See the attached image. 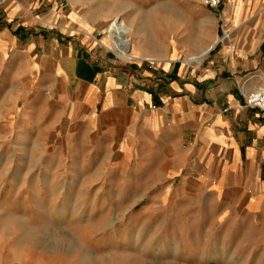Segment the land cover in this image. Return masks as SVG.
I'll return each mask as SVG.
<instances>
[{
    "label": "crops",
    "instance_id": "1",
    "mask_svg": "<svg viewBox=\"0 0 264 264\" xmlns=\"http://www.w3.org/2000/svg\"><path fill=\"white\" fill-rule=\"evenodd\" d=\"M88 2L0 0V52L15 60L48 129L106 162L136 165L160 194L201 197L218 218L264 222V115L244 103L264 87V0L222 1L211 10L222 21L213 43L164 57L149 53L154 16L136 25L115 15L127 25L128 62L110 55L109 15Z\"/></svg>",
    "mask_w": 264,
    "mask_h": 264
},
{
    "label": "rangeland",
    "instance_id": "2",
    "mask_svg": "<svg viewBox=\"0 0 264 264\" xmlns=\"http://www.w3.org/2000/svg\"><path fill=\"white\" fill-rule=\"evenodd\" d=\"M91 1L109 15L106 46L118 61L130 60L113 45L111 32L127 27L115 15L136 25L154 16L156 57L198 53L222 31L204 0ZM136 42L148 44L145 35ZM17 70L0 52V264H264V222L218 218L201 197L160 194L136 165L63 140L24 97Z\"/></svg>",
    "mask_w": 264,
    "mask_h": 264
},
{
    "label": "built area",
    "instance_id": "3",
    "mask_svg": "<svg viewBox=\"0 0 264 264\" xmlns=\"http://www.w3.org/2000/svg\"><path fill=\"white\" fill-rule=\"evenodd\" d=\"M207 7L215 9L218 8L222 0H204ZM128 60H131L129 58ZM244 103L247 107L255 108L264 115V87H258L244 94Z\"/></svg>",
    "mask_w": 264,
    "mask_h": 264
},
{
    "label": "bare ground",
    "instance_id": "4",
    "mask_svg": "<svg viewBox=\"0 0 264 264\" xmlns=\"http://www.w3.org/2000/svg\"><path fill=\"white\" fill-rule=\"evenodd\" d=\"M111 35H112V38L114 39L113 40V42H114L113 45L119 52V53H117L118 56L124 57V58H126V60L131 58L130 56H125L124 55L125 53H128L127 48L129 46V39L127 37L126 32L123 29L122 30H118V31L114 30L113 32H111Z\"/></svg>",
    "mask_w": 264,
    "mask_h": 264
}]
</instances>
